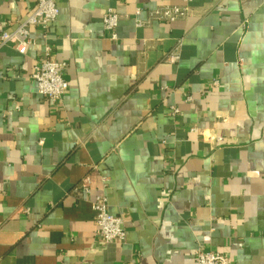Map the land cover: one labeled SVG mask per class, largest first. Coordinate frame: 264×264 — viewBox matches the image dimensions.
I'll list each match as a JSON object with an SVG mask.
<instances>
[{"label":"crops","instance_id":"obj_1","mask_svg":"<svg viewBox=\"0 0 264 264\" xmlns=\"http://www.w3.org/2000/svg\"><path fill=\"white\" fill-rule=\"evenodd\" d=\"M34 3L0 0V33ZM185 4L188 17L150 16ZM58 7L59 104L28 77L38 28L25 54L0 47V264H194L198 249L264 264V0ZM98 194L123 242L94 234Z\"/></svg>","mask_w":264,"mask_h":264},{"label":"built area","instance_id":"obj_2","mask_svg":"<svg viewBox=\"0 0 264 264\" xmlns=\"http://www.w3.org/2000/svg\"><path fill=\"white\" fill-rule=\"evenodd\" d=\"M59 1L35 0L34 6L23 19L17 21L12 28L0 33V47L10 44L16 52L23 55L26 53L27 47L33 43L30 37L31 28L39 29L40 39L44 45L42 53L33 64L28 77L36 83L38 93L55 104H59L68 87L67 81L63 78L65 63L53 57L52 45L49 42L51 40L49 28L58 16ZM189 14L190 9L186 4L184 6L166 5L150 11L152 18L165 22L185 18ZM118 20V14L111 9H107L102 17L103 27L110 33L111 39L116 38L115 29ZM166 59L175 62L178 59L177 52H170ZM186 100L189 98L186 97ZM171 110L172 115L178 112L174 107ZM86 182V180L83 181V188ZM90 207L93 212L94 234L105 242H123L125 231L121 219L108 211L105 196L103 194L96 195L92 199ZM194 264H230V262L227 257L217 251L198 249L195 252Z\"/></svg>","mask_w":264,"mask_h":264}]
</instances>
